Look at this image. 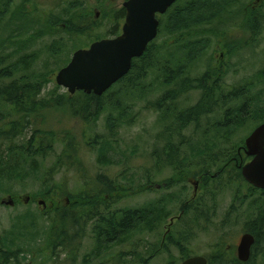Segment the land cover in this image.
<instances>
[{
	"label": "rangeland",
	"instance_id": "1",
	"mask_svg": "<svg viewBox=\"0 0 264 264\" xmlns=\"http://www.w3.org/2000/svg\"><path fill=\"white\" fill-rule=\"evenodd\" d=\"M124 1L0 0V56L7 58L5 66L11 70L2 82L42 76V97L70 95L66 88L57 84L58 71L66 66L76 50L88 48L93 41L110 34L116 22L113 15L123 7ZM190 1L180 0L177 7L184 8ZM255 1H234L216 17L181 28L179 39L170 32L167 23L170 14L161 15L159 34L151 42L153 48L149 55L137 64L131 76L120 80L103 95L102 110L96 117L87 120L74 114L71 105L66 103L67 97L63 99L66 104L49 107L43 117L32 119L34 125H29L24 134L29 136L35 126L44 127L57 132L59 141L54 143V151L40 170L16 171L11 177L0 179V249L9 258L3 261L0 251V264H180L183 261L179 248L164 242L176 240L175 236L184 232L185 223L189 225L190 221L185 219L180 223L175 220L171 233L164 236L172 218L180 215L184 203L193 196L194 185L177 181L161 189H150V182L153 186L164 185L175 172L165 159L158 168L156 153L168 149V141L174 136L177 158L187 161V170L193 173L199 168L201 154L207 145H213V152L219 145L228 150L238 148L263 121L264 25L256 35L244 19ZM262 3L264 15V1ZM89 10L94 13L92 19L96 20L95 25H91L95 33L90 37L76 36L66 30L58 32L57 26L55 31L48 30L49 19H55L59 25H68L69 18L77 19ZM124 21L125 18L120 20L118 33H121ZM74 22L78 23L74 25L75 29L89 25ZM223 67L225 70L221 71ZM217 72H222L221 81L226 89L243 86L246 90L231 104L236 102L240 107L243 97L247 96V99L254 98L258 109L238 127L224 132L222 136L228 138L224 142L219 140L216 131L206 132L204 128L206 118H211L213 124L216 122L215 112L203 119L202 129L186 128L183 134L189 143L181 146L174 129L178 126L175 125L176 114L194 106L202 91L188 90L168 102H161V99L168 91L178 89L184 78L194 80L206 75L211 79ZM176 77L179 81L174 80ZM2 111L6 114L0 109ZM4 124L0 123V128ZM24 134L15 142L22 143ZM64 137L77 141L83 173L67 166L49 179L52 182L45 184L47 166L62 154ZM6 146L5 142H0L1 148ZM99 175L131 188L129 190L145 187L140 193H130L109 203V212L117 211L119 215L122 209L146 208L147 222L120 235L117 242L106 244L100 242L93 231L95 220L83 221L77 232L71 229L69 233L74 242L52 247L48 213L53 211L49 207V198L41 192L52 184L66 183L70 196L99 194L103 191ZM201 186L204 190L200 196L209 191L205 181ZM231 189L222 197L211 223L205 229L190 231L194 235L186 243L187 253L215 256L218 249L215 244L224 235L225 240H229V246H226L229 256L237 258V247L246 225L258 212L264 213V192L247 189L244 191L246 199L242 201L234 197ZM102 195L106 193L102 192ZM10 198L16 200L15 205L1 204L2 200ZM66 198L64 196L62 202L68 205L70 200ZM40 200L45 201V207ZM57 240L55 236V242ZM260 251L255 255V264H264V249L260 248Z\"/></svg>",
	"mask_w": 264,
	"mask_h": 264
},
{
	"label": "trees",
	"instance_id": "2",
	"mask_svg": "<svg viewBox=\"0 0 264 264\" xmlns=\"http://www.w3.org/2000/svg\"><path fill=\"white\" fill-rule=\"evenodd\" d=\"M179 1L177 0L168 10L170 17L167 22L170 32L177 39H179L178 34L181 28H188L195 23L206 22L216 17L224 10L226 5L236 0H191L184 8L177 7ZM258 6L255 9L252 6L249 7L244 17L246 19L245 24L256 35L260 34L264 25L263 3ZM125 14V8L121 7L113 15L116 22L114 29L110 31L107 37L120 34L117 28L120 25V20L125 18ZM93 15L94 13L89 10L78 15L77 19L71 17L67 20V26L65 24L59 25L55 19H49L47 21L49 25L48 30L55 31V27L57 26L59 27V29L56 27L58 32L66 30V32L76 36L88 35L90 37L95 33V30L91 26L95 25L96 21L92 19ZM59 19L63 20L62 18ZM74 21L89 23V25L88 27L83 26L75 29L74 25L78 23ZM64 25L65 28H63ZM177 42L179 41L177 40ZM152 48L153 44L151 45L150 43L143 56L133 60L130 73L123 79L128 78L134 73L137 64L141 60L146 59ZM193 49L197 50L199 48L193 47ZM6 61L7 58L5 56H0V109L6 111V114L3 111L0 112V123H5L4 127L0 128V142L7 144L6 148L0 147V179L9 178L16 171L40 170L43 164L46 163L49 155L54 151V143L59 141L58 134L54 130L35 126L32 128V133L29 136L23 133L27 132L26 130L30 128L29 125H34L32 119H37L38 116L43 117L45 110L49 107L68 103L71 105V111L74 114L88 120L91 117H96L102 110L100 101L103 97L86 94L82 91H78L74 95L63 96L59 94L58 96L54 95L49 98L42 97L44 92V79L42 76L34 79H14L8 83H4L2 80L8 77L11 72L5 66ZM174 80L177 81L178 77L174 78ZM221 80L222 76L220 74L216 79H213V77L207 79L206 75L194 80L184 78V80L179 82L178 89L168 91L161 99V102H168L177 99L181 93L188 90L199 89L202 91L199 101L194 106L176 114L175 125L178 126L174 129L181 146L189 143L183 131L189 126H194L196 130L202 129L203 119L215 112L218 116L216 122L213 124L211 123V118H206L204 128L206 132L209 130L216 131L219 140L224 142L228 140V138L222 136L224 132L238 127L245 121V118L252 117L258 109L254 98L247 99V96L243 97V103L240 107L236 102L231 104L234 100L243 96L246 90L243 86L226 89ZM67 97L69 101L63 103V99ZM10 117L14 118L11 119ZM23 134L25 140L22 143H16L15 139ZM173 138L174 136H171L168 141V149L156 153L158 155L156 159L158 168L161 167V161L165 159L175 171L173 176L166 180L164 186H170L177 181L189 183L191 179H198L200 181L197 195L184 203L182 207L183 213L178 219L180 223H183L187 219L191 224L185 223V231L180 232L179 236H175L176 240L168 239L164 242L166 245H175L179 248L182 261L192 256V254L187 253L186 247V243L194 235L190 231L196 228L205 229L211 223L218 212L219 203L228 189L232 188L230 191L234 197L242 201L246 199L245 190L254 191V189H258L247 183L242 175L241 161L245 163L249 158L244 154L241 159L239 153L240 146L228 150L219 145L213 152V145H207V149L201 154L202 159L198 164L199 168L192 173L187 170L189 163L177 158V150L174 148L175 142ZM62 140V143H64L62 154L51 166H47L45 184L52 182L49 179L54 178L62 168L67 166L70 167L68 169L83 173V163L77 154L79 149L77 141L72 137H64ZM98 179L102 183V192L106 193V197L102 195V192L95 195L84 193V195L77 194L70 196L69 191L66 189V183L52 184L46 191L41 192L45 197L49 198V207L53 211V213L46 211L49 216V239L52 247L57 246L58 243L62 246L67 242H74V237L71 238L69 233L71 229H76L77 232L83 221L95 220L93 231L98 240L106 244L117 242L120 235L147 222L146 208L140 210L122 209L118 212L119 215L117 211L109 212L111 210L109 203H114V200L122 199L130 193H140L145 187H139L133 191L122 184H117L105 175H99ZM204 181L209 186V191L207 194L200 196V192L204 190L201 182ZM64 196H67L66 200H70L68 205L62 202ZM254 204L253 201L251 203L252 208ZM102 208H104V212H102ZM246 230L252 233L256 239L253 247V256L249 261L241 262L238 258L229 256L226 248V246H229V240H225V236L221 235L220 240L215 244L218 247L215 256L208 257L209 264H255V255L257 252H261L260 248L264 249V213L258 212L256 217L246 225ZM55 236L58 238L56 242ZM0 251L2 253L1 259L3 261L8 260L9 258L5 254V251L3 249H0Z\"/></svg>",
	"mask_w": 264,
	"mask_h": 264
},
{
	"label": "water",
	"instance_id": "3",
	"mask_svg": "<svg viewBox=\"0 0 264 264\" xmlns=\"http://www.w3.org/2000/svg\"><path fill=\"white\" fill-rule=\"evenodd\" d=\"M177 0H126L122 32L116 37L94 41L88 48L73 53L68 64L57 75L58 85L66 88L71 95L77 91L96 96L104 95L115 83L124 78L132 69L133 60L143 56L148 45L158 36L159 14H165ZM263 0H256L260 3ZM240 152V150H239ZM245 154L251 158L241 165L244 179L252 186L264 190V122L246 138ZM194 195L199 191V181L194 183ZM2 204L14 205L12 198ZM45 206V201H39ZM255 236L246 232L237 247L238 259H251ZM180 264H209L204 255H193Z\"/></svg>",
	"mask_w": 264,
	"mask_h": 264
},
{
	"label": "flooded vegetation",
	"instance_id": "4",
	"mask_svg": "<svg viewBox=\"0 0 264 264\" xmlns=\"http://www.w3.org/2000/svg\"><path fill=\"white\" fill-rule=\"evenodd\" d=\"M254 3H256V2H254ZM261 3H259V4H254V6H252V8L253 9H255L256 7H259L258 5H260ZM230 44L231 43H228V46H230ZM229 50V49H228ZM225 70V68L223 67L222 69H221V71H224ZM219 72H217L216 73V75L213 77V79H216L217 77H218V75L220 74L221 75V73H219ZM241 151H240V156H241V159H242V157H243V155L245 154V152H244V145H242V146H240V148H239ZM243 164V162L241 161V165ZM241 165H240V167H241ZM190 183L191 184H193L194 185V183H195V180H191L190 181ZM162 186H164L163 184H156L155 186H153V183L152 182H150L149 183V188L150 189H161L162 188ZM194 187H195V185H194ZM253 187V186H252ZM255 188V187H254ZM257 189V188H256ZM259 191H261V192H264L262 189H258ZM182 213H183V211H181ZM178 218H179V215L176 217V218H172V220H171V223H170V225H169V227H168V229H167V232H166V234H165V238H166V236H167V233L168 232H170L171 230H172V226H173V224H174V222H175V220H178ZM246 232H248L247 230H245V232L244 233H246ZM243 233V234H244ZM165 238H164V240H165ZM254 247V246H253ZM252 256H253V248H252V255H251V258H252Z\"/></svg>",
	"mask_w": 264,
	"mask_h": 264
},
{
	"label": "bare ground",
	"instance_id": "5",
	"mask_svg": "<svg viewBox=\"0 0 264 264\" xmlns=\"http://www.w3.org/2000/svg\"><path fill=\"white\" fill-rule=\"evenodd\" d=\"M106 38H108V37H106Z\"/></svg>",
	"mask_w": 264,
	"mask_h": 264
}]
</instances>
